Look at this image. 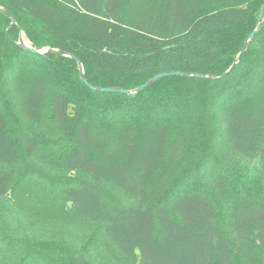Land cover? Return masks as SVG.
Wrapping results in <instances>:
<instances>
[{
  "label": "trees",
  "instance_id": "trees-1",
  "mask_svg": "<svg viewBox=\"0 0 264 264\" xmlns=\"http://www.w3.org/2000/svg\"><path fill=\"white\" fill-rule=\"evenodd\" d=\"M262 2L0 0L17 21L0 10V264H90L46 185L11 183L15 164L36 184L58 166L67 219L99 223L123 264H264V23L223 74ZM20 29L95 87L216 76L96 91Z\"/></svg>",
  "mask_w": 264,
  "mask_h": 264
},
{
  "label": "rangeland",
  "instance_id": "rangeland-1",
  "mask_svg": "<svg viewBox=\"0 0 264 264\" xmlns=\"http://www.w3.org/2000/svg\"><path fill=\"white\" fill-rule=\"evenodd\" d=\"M24 37V36H23ZM27 42V41H26ZM28 43V42H27ZM42 160L44 158H41ZM38 162L43 163V161H40L37 159ZM11 173V183L14 185H46L44 186L50 190V197L52 196L51 201L48 204L56 205V207H53L58 211V216L60 218L65 217L66 221L64 223H67L68 227L70 228V234L72 236V239L76 242V248L85 247L84 251L88 253L90 257V264H123L124 258L121 255H118L117 258L112 259L107 252L105 251L103 243H105L103 237H102V229L101 225L99 223H92L87 220H68V216L65 215V211L62 210L61 203L66 202V199L62 197L59 191L60 185L64 182L62 170L56 166V167H48V171L50 173L51 178H55L57 182H47L42 181L38 182V184L35 183L36 178L30 177L28 178L26 175L23 174L22 168L19 164H15L10 168ZM59 177V178H57ZM57 183V184H56ZM108 186V185H107ZM112 193L114 194L115 199H118L119 202L123 204H134L137 202L136 196L133 195H126L121 192H119L115 188H111ZM220 230L225 231L226 227H228L227 220L224 218L223 222L219 223ZM130 264H134L129 262Z\"/></svg>",
  "mask_w": 264,
  "mask_h": 264
},
{
  "label": "water",
  "instance_id": "water-1",
  "mask_svg": "<svg viewBox=\"0 0 264 264\" xmlns=\"http://www.w3.org/2000/svg\"><path fill=\"white\" fill-rule=\"evenodd\" d=\"M0 10L11 19V23L12 24H17V21H16L15 17L11 14V12H9L7 9H5V8H3L1 6H0ZM263 23H264V0H263V2L261 4V7H260V10H259V13H258L256 27L248 34V36L244 40V43H243L240 51L236 55L235 60L233 61V63L229 67V69L226 70L223 74L227 73L239 61L241 55L244 53V51L248 47L249 42L253 38L254 34L256 32H258V30L260 29V27L262 26ZM16 43L21 48H23L25 50H28L30 52H34V53H38V54H43L45 52H57V53H59L61 55H64V56H67V57L75 59V61L77 63V66H78V72H79L80 79L90 89L96 90V91L122 92V93L128 94L130 96H135L138 92H140L141 90H143L144 88H146L147 86H149L150 84H152L153 82L159 80L162 77L173 76V75L199 76V77H215L216 76L214 74L202 75V74H199V73H192V72H185V71H166V72H160V73H157V74L153 75L147 81H145L144 83L138 85L136 88H134L132 90L122 89V88H119V87H116V86H112V87H95V86H92L87 81V79H86V77L84 75V71H83V67H82L81 61L77 57H75L73 54H71V53H69L67 51H63V50H59V49H55V48H50V47H41V48L33 47V46L29 45L25 41V39L23 37V32H22L21 29H20L19 37H18V40H17Z\"/></svg>",
  "mask_w": 264,
  "mask_h": 264
}]
</instances>
